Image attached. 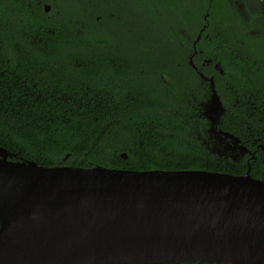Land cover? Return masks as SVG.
<instances>
[{
    "label": "trees",
    "instance_id": "1",
    "mask_svg": "<svg viewBox=\"0 0 264 264\" xmlns=\"http://www.w3.org/2000/svg\"><path fill=\"white\" fill-rule=\"evenodd\" d=\"M201 74L241 159L216 151ZM0 147L43 167L264 180V0H0Z\"/></svg>",
    "mask_w": 264,
    "mask_h": 264
},
{
    "label": "water",
    "instance_id": "2",
    "mask_svg": "<svg viewBox=\"0 0 264 264\" xmlns=\"http://www.w3.org/2000/svg\"><path fill=\"white\" fill-rule=\"evenodd\" d=\"M201 76L210 82L209 132L249 153L218 129L225 108L214 79ZM13 158L0 147V264H264V180L250 165L233 175Z\"/></svg>",
    "mask_w": 264,
    "mask_h": 264
},
{
    "label": "flooded vegetation",
    "instance_id": "3",
    "mask_svg": "<svg viewBox=\"0 0 264 264\" xmlns=\"http://www.w3.org/2000/svg\"><path fill=\"white\" fill-rule=\"evenodd\" d=\"M238 138V137H237ZM240 140V138H239ZM220 142V150H222V152H219L221 154V156H225L226 158H231L229 157V153H227L228 151H234L233 147V143L231 141V139L226 138L223 136L222 140L219 141ZM240 144L244 146V144L242 143V141L240 140ZM246 147V146H245ZM247 148V147H246ZM248 149V148H247ZM237 150V149H236ZM249 150V149H248ZM238 153L239 155L237 156L238 159L243 158L244 156H246L247 154L251 153V151L249 150V153H245L244 155L240 154V150L238 149ZM225 154V155H224Z\"/></svg>",
    "mask_w": 264,
    "mask_h": 264
},
{
    "label": "rangeland",
    "instance_id": "4",
    "mask_svg": "<svg viewBox=\"0 0 264 264\" xmlns=\"http://www.w3.org/2000/svg\"><path fill=\"white\" fill-rule=\"evenodd\" d=\"M239 8H241V5L240 4H238L237 5ZM218 142H219V140H217ZM220 143V142H219ZM216 151L217 152H222V150H220L219 148H216ZM227 153H229V157H232V156H234V157H237L238 156V150H234V151H228ZM225 155V154H224Z\"/></svg>",
    "mask_w": 264,
    "mask_h": 264
}]
</instances>
